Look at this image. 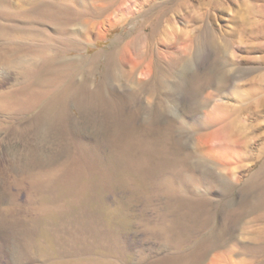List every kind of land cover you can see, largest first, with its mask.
I'll list each match as a JSON object with an SVG mask.
<instances>
[{
  "label": "rangeland",
  "instance_id": "rangeland-1",
  "mask_svg": "<svg viewBox=\"0 0 264 264\" xmlns=\"http://www.w3.org/2000/svg\"><path fill=\"white\" fill-rule=\"evenodd\" d=\"M14 1L22 10H29L35 3L49 4L51 19L44 18L40 28L47 36L57 38V41L69 36L76 39L83 51L77 49L72 52V56L93 57L98 53L108 52L120 39L119 50L125 68L131 70L137 65L136 81H151L155 76L156 61L168 64L181 58L185 65L183 81H180V69L175 66L173 75L163 81L153 102L158 99L160 101L161 97L167 95L164 101L165 113L160 121L173 122L176 137L185 141L181 149L194 155L189 162H185L190 168L184 169L183 175L190 173L191 176L205 179L203 186L201 184L195 193L214 202H223L214 210L217 220L221 221L225 213V202L233 198L239 199L251 174L264 163V0ZM93 6L106 8V11L95 19H70L66 13L68 8L83 11ZM138 31L148 36L140 44L144 52L141 59L126 45ZM15 75L13 70L5 74L8 79L5 87L11 86ZM142 101L145 102V98ZM18 122L23 123L25 119ZM14 126L16 124L12 123L10 128ZM225 127L235 133V140H239L240 154L236 153L237 146L234 142L233 145L226 146L218 135V131ZM31 134L33 135H28L33 138ZM83 136L92 142L96 140L95 134L91 132ZM38 145L41 152L39 161L22 159V162H18L19 167L49 166L53 164L50 157L56 155L57 166L65 160V144L58 137L57 141L50 137V140L38 142ZM28 147L10 131L0 129V264H55L79 259L74 255L61 258L59 254L68 245L74 248L77 246L76 249L81 250L93 245L92 238L95 236L81 238L78 235L86 225L85 220L77 218L78 213L88 209L89 212L93 211L92 215L98 216L99 221L102 219L100 223L105 222L102 225L106 230L107 227L116 225L110 219L109 210L114 209L121 200L126 201V209L130 213V218L125 223H120L124 224L123 246L130 252L128 264H140L141 253L153 259L187 254L189 249L196 247L204 239L205 234L190 245L174 250L170 244L150 236L133 219L143 206L140 202L129 201L132 191L141 192L139 184H135V190L118 181L108 192L88 186L77 191L60 185L61 179L58 176L57 194L30 193L29 181L24 186H17L16 182L21 181L23 176L12 169L15 162L13 155L19 151L23 154ZM209 150L212 153L209 154ZM169 164L167 162L165 165ZM171 169L169 166L167 170ZM226 185L233 190L230 198L225 196ZM92 192L101 196V200L110 207L105 208L92 202H74L75 199H89ZM162 209L164 208L157 201L155 207L148 209L146 213L151 218H157V211ZM94 210L100 211L95 214ZM57 214L58 218L55 217ZM256 219L249 217L239 227L232 229L230 239L233 243L258 246L263 242L264 232L259 233V230L264 228V216L262 221ZM75 238L80 241L82 239L84 244L72 242L71 239ZM98 239L100 238L96 237L93 242L99 241ZM90 249L91 252L85 253L86 257L104 259L109 264H127V261L120 263L115 259L116 256L106 255L100 249V252L98 249L93 251L92 247ZM224 264L254 262L249 254L238 251L226 256Z\"/></svg>",
  "mask_w": 264,
  "mask_h": 264
},
{
  "label": "bare ground",
  "instance_id": "bare-ground-1",
  "mask_svg": "<svg viewBox=\"0 0 264 264\" xmlns=\"http://www.w3.org/2000/svg\"><path fill=\"white\" fill-rule=\"evenodd\" d=\"M49 9V4L35 3L29 10H22L14 0H0V129L10 131L29 146L23 154L14 151L16 155H13L15 162L12 169L23 176L16 185L21 187L29 181L30 193L54 195L57 194L58 176L60 185L77 191L88 186L108 192L118 181L135 190V184H139L141 192L132 191L129 201L140 202L143 206L133 219L150 236L170 244L174 250H180L205 234L204 239L189 249L187 254L153 259L141 253L140 264H224L226 256L238 251L249 254L254 264H264V239L258 246L239 245L230 239L232 229L239 227L247 218H259L256 220L262 221L264 163L256 172L250 173L240 198L225 202V213L219 221L214 210L219 208L222 201L214 202L195 193L201 184L203 186L205 179L191 176L190 173L183 175L184 169L190 168L185 162H189L194 155L181 149L185 141L176 137L173 122L160 121L165 113L167 95L161 97L160 101L153 100L163 81L173 75L175 66L180 69V81H183L185 65L181 58L168 64L156 61L153 79L136 81L137 65L131 70L125 68L119 50L120 39L108 52L93 57L72 56V52L83 49L76 39L69 36L57 41V38L47 36L40 28L44 18L51 19ZM105 11L106 8L93 6L83 11L68 8L66 13L70 19H95ZM147 39L148 36L138 31L126 45L141 59L144 52L140 44ZM10 70L15 71L16 75L14 82L7 88L5 74ZM142 98H145V102ZM23 119L25 122H18ZM12 123L16 126L11 129ZM90 132L96 136L94 142L83 136ZM29 133H33V138ZM218 135L226 146L234 142L236 153H241L239 140L234 139L235 133L229 128H221ZM50 137L55 141L58 137L65 144L63 163L57 166L56 155L50 157L53 164L49 166L19 167L18 162L23 160L37 161L41 155L38 142H47ZM164 162L170 164L166 166ZM169 166L171 170H167ZM190 170L193 172V169ZM225 189V196L232 197V188L226 185ZM157 201L164 209L157 211L159 217L151 218L146 211L155 207ZM74 202H92L110 207L93 192L89 199H75ZM125 204L126 201L121 200L116 207L113 206L114 209H108L110 219L116 225L112 224L106 230L102 225L104 221L100 223L102 219L99 221V217L92 215L93 211L89 212V209L78 213L77 218L86 221L84 230L81 229L83 232L78 233L81 238L90 235L91 238H100L94 242L95 238H92L93 251L100 249L106 255L116 256L115 259L120 263L127 261L128 264L130 252L122 242V226L130 218ZM262 232L264 228L259 230V233ZM71 241L85 242L76 238ZM76 247L68 245L59 254L61 258L74 255L79 259L57 263L54 260L55 264H109L104 259L86 257L85 253L91 252V247L82 250Z\"/></svg>",
  "mask_w": 264,
  "mask_h": 264
}]
</instances>
